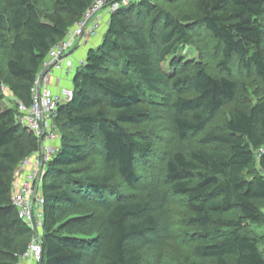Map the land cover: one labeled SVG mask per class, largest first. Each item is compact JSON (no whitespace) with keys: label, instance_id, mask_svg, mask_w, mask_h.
Segmentation results:
<instances>
[{"label":"trees","instance_id":"trees-1","mask_svg":"<svg viewBox=\"0 0 264 264\" xmlns=\"http://www.w3.org/2000/svg\"><path fill=\"white\" fill-rule=\"evenodd\" d=\"M92 1L52 0L46 20L32 0H0V45L13 34L0 68V264H17L28 245L22 239L32 232L11 200L14 169L37 148L35 136L17 122L15 100L30 103L48 51ZM154 1L113 12L100 42L87 48L73 72V98L55 120L63 118L71 133L61 136L42 179L38 264H82L88 255L104 264H153L146 248L156 249L157 264L165 206L175 197L184 198L191 213L187 225L195 228L194 251L202 261L191 264H264V238L247 230L264 228V95L248 109L229 111L220 129L207 128L236 97L232 58L264 81V0H194V13L162 10L148 21L158 10ZM194 26L212 37L223 74L212 75L199 63L182 68L175 60L171 74L159 67L189 44ZM6 96L13 104L2 108ZM158 107L169 111L176 139L198 138L201 145L169 153L164 188L125 195L114 180L133 187L140 177L136 160L152 151L151 142L139 141L125 126L149 120ZM92 153L101 157L98 173L78 167ZM93 205L97 216L69 213Z\"/></svg>","mask_w":264,"mask_h":264},{"label":"rangeland","instance_id":"rangeland-1","mask_svg":"<svg viewBox=\"0 0 264 264\" xmlns=\"http://www.w3.org/2000/svg\"><path fill=\"white\" fill-rule=\"evenodd\" d=\"M32 1L39 9L43 19H51L54 10L52 0ZM193 1L194 0H155L154 2L158 5V10L149 16L148 21H150V19H152V21L159 19L158 17L162 10L171 11L175 15L187 11L194 13ZM261 23L263 27L264 50V15ZM101 26L102 30H104V22ZM101 32L103 35L104 32ZM12 35V33L6 34L3 38V44L0 45V68L2 69H4L5 59L9 57L8 42ZM189 36V44L181 45L176 54H168L165 59L160 61L159 67L166 73L171 74L173 72L172 63L175 60L179 66H182V68L191 69L195 63H199L203 64L206 70L212 75L223 74L219 64L221 53L214 49L213 40L210 34L202 26H194L191 28V31H189ZM100 40L101 37L100 39L97 38L91 42L97 45ZM91 42L89 45L90 47L93 46ZM87 46L88 45L80 48L85 52V55ZM229 67L231 69L232 77L239 84L236 97L220 110L215 119L208 124V129H220L222 122L228 115L229 111L234 108L248 109L257 97L264 95V81H261L253 74L244 72L235 57L230 60ZM68 77L72 78V75H69ZM68 85L72 87L70 83ZM4 93H7V91ZM8 96H6L1 102L2 108H9L10 104H13L9 101ZM151 112L149 120L137 125L125 126L131 133H133L136 139L139 141H149L152 144V151L148 155L136 160L137 171L140 177L133 187L128 186L120 177H117L114 180V183L118 186L121 192L132 197L142 195L147 187L164 188L166 186L163 182L162 166L164 160L172 150H181L187 153L191 149L201 145L198 138H189L186 140L175 138L170 113L167 109L158 107L156 111ZM64 123L63 118L59 120L58 124L56 123L59 134L58 143H60L62 135H69L71 133V129L67 128ZM74 141L76 142V139H74ZM101 165L102 162L99 153H92L87 160L84 163L79 164L78 167L80 169L83 168L85 172L98 173ZM69 213L72 215L92 213L97 216L100 214V211H97V207L93 205L82 209L70 210ZM190 215L191 213L182 197H175L166 204L163 219L166 234L163 243L160 246V252L158 250L159 258L157 264H191L202 261L194 251V239L191 234L194 232L195 228L187 225V219ZM247 230H249L250 233L256 234L261 240L264 238V228L249 225ZM33 234L32 231L29 235L23 237L22 242L25 241L26 243H29ZM144 254L146 258H151L154 264L157 256L156 249L151 250L146 248ZM82 264H104V262L97 256L88 255L84 258Z\"/></svg>","mask_w":264,"mask_h":264},{"label":"built area","instance_id":"built-area-1","mask_svg":"<svg viewBox=\"0 0 264 264\" xmlns=\"http://www.w3.org/2000/svg\"><path fill=\"white\" fill-rule=\"evenodd\" d=\"M137 1L139 0H93L82 16L69 27L64 37L48 51L32 82L30 103L15 100L17 122L31 132L38 142L37 148L16 165L13 173L12 203L18 210L19 218L34 233L18 257L17 264H38L41 260L40 236L44 203L42 179L48 162L59 147L55 121L58 110L73 98V88L60 81L64 74L73 73L76 63L81 65L84 62L85 58L76 60L75 52L101 34L104 17L110 18L120 7ZM1 89L7 91L3 85Z\"/></svg>","mask_w":264,"mask_h":264},{"label":"crops","instance_id":"crops-1","mask_svg":"<svg viewBox=\"0 0 264 264\" xmlns=\"http://www.w3.org/2000/svg\"><path fill=\"white\" fill-rule=\"evenodd\" d=\"M104 30L107 28V25H108V23H109V17L107 18L106 16L104 17ZM104 30H102L103 32H104ZM101 34H102V32H101ZM101 34L100 35H98L97 37H95L94 39H92V40H96L97 38L98 39H100V37H101ZM91 40V41H92ZM92 43V45H95L93 42H91ZM90 45V43L88 44V46H87V48L88 47H90L89 46ZM75 57H76V60H78V59H83V58H85V52L82 50V49H77L76 50V52H75ZM78 65H77V63H76V65H75V68L77 67ZM75 70V69H74ZM74 70H73V72H74ZM70 75H73V73L72 74H70ZM69 75H65L64 74V77L61 79V81H60V83L61 84H63V85H68L69 83L71 84V80L70 79H72L71 77H68ZM69 86V85H68Z\"/></svg>","mask_w":264,"mask_h":264}]
</instances>
